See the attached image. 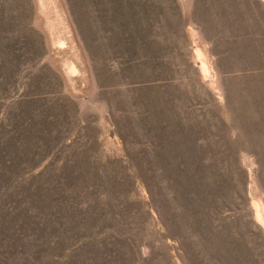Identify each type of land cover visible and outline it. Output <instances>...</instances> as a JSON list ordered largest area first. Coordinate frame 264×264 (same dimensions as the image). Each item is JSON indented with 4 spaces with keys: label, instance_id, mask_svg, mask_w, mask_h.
Listing matches in <instances>:
<instances>
[{
    "label": "rangeland",
    "instance_id": "rangeland-1",
    "mask_svg": "<svg viewBox=\"0 0 264 264\" xmlns=\"http://www.w3.org/2000/svg\"><path fill=\"white\" fill-rule=\"evenodd\" d=\"M0 264H264V0H0Z\"/></svg>",
    "mask_w": 264,
    "mask_h": 264
}]
</instances>
